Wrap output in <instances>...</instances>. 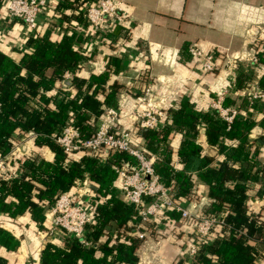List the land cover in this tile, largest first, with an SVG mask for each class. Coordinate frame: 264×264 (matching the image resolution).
<instances>
[{
	"label": "trees",
	"instance_id": "16d2710c",
	"mask_svg": "<svg viewBox=\"0 0 264 264\" xmlns=\"http://www.w3.org/2000/svg\"><path fill=\"white\" fill-rule=\"evenodd\" d=\"M84 2L60 0L56 3L54 10L60 14L66 30L73 32L82 22L79 6ZM81 41L78 33L74 37L63 34L54 40L36 35L25 38L27 50L17 57L0 50V157L18 143L17 137L29 132L35 135L32 142L35 148L46 147L53 155L48 160L30 151V157L15 158L14 167L20 174L7 181L0 180V214L9 218L29 215L33 222L41 225L46 207L61 193L74 192L76 183L86 179L92 192L90 203L96 212L87 233L92 245L85 247L74 238L65 239L61 244L47 242L40 251V264H139L140 240L132 233L133 227L139 224V216L129 203L117 196L113 185L117 178L115 168L122 161L133 163L134 159L117 151L104 153V158L101 150L68 154L54 142L53 135L72 123L81 139L91 137L103 110L117 107L118 92L135 94L137 90L133 94L132 90L140 87L146 73H139L138 84L122 85L115 79L110 82L106 72L111 69L116 72L119 65L113 58L112 68L84 75L82 66L92 60L93 54L90 50L85 53L81 47H74V42ZM107 44L113 48L110 42ZM256 57L264 64V49L258 51ZM65 71L71 74L69 84L60 82ZM247 80L249 78L244 77V83L239 84L242 89ZM256 81L264 91V75L259 74ZM62 94L64 97L60 98ZM241 99L244 109L246 99L244 96ZM260 106L253 105L246 119L234 120L228 129L213 111H197L187 101L179 103L172 111L168 108L169 123L160 130L124 127L142 139L149 151L160 155V161L154 165L155 171L165 185L173 188L176 201L198 202L199 186L207 185L210 206L205 214L222 216L227 226L213 241L201 245L193 264H255V259L261 255V247H264V153L254 146L255 141H249L257 121L254 114ZM259 123L262 129L260 145L264 149L263 111ZM199 129L204 130L208 145L223 155L217 165L203 156L202 148L196 143ZM174 133L181 135L177 150L179 162H185L189 156L201 158L200 170L195 176L183 170L171 173L174 158L168 145ZM232 142L236 145L230 146ZM253 182L259 184L255 193L263 200L257 211L249 213L246 205L248 184ZM161 217L166 228L181 222L174 211L161 214ZM140 228L149 236L147 242L158 241L165 234L155 222L140 225ZM175 233L180 236V229ZM180 242L186 245V241ZM18 245L10 231L0 226V248L14 251ZM181 260L179 258L178 262ZM3 263L0 258V264Z\"/></svg>",
	"mask_w": 264,
	"mask_h": 264
},
{
	"label": "crops",
	"instance_id": "0c3cea01",
	"mask_svg": "<svg viewBox=\"0 0 264 264\" xmlns=\"http://www.w3.org/2000/svg\"><path fill=\"white\" fill-rule=\"evenodd\" d=\"M48 1L56 5L60 0ZM115 1L121 3L128 21L101 41L90 43L88 51L93 54V58L83 64L84 75L103 72L104 69L110 68L113 58H116L119 61L118 70L115 72L111 69L106 72L110 82L115 79L122 85L134 82L138 84L136 79L139 73H146L145 80L140 83V87L132 90V94L136 90L142 92L149 82L151 95L164 100V104L166 101V107L171 103L179 105L187 101L197 111H209L211 100L224 93L225 105L236 106L249 116L246 106L243 109L241 104L243 89L239 84L244 83V77L249 78L246 83L255 81L257 84L258 75H264V69L261 68H264V64L255 65L248 61V58L256 57V53L264 49V0ZM11 26L12 31L0 44V50L17 57L21 51L27 50L24 45L25 38L21 35V25L18 22H13ZM35 34L52 40L59 39V36L48 32L45 27L38 28ZM105 41L110 42L113 48ZM192 46L198 47L203 53H216V62L220 68L215 72L203 74L188 53L189 47ZM226 56L243 58L234 62L235 75L222 69ZM116 99V108L122 114L130 113L136 105L134 96L126 92H118ZM258 109L254 114L257 121L250 132L249 141H255L254 146L263 154L264 149L260 145L262 140L259 139L262 134L259 119L262 111L264 112V104ZM121 124L127 129L135 128L130 119H123ZM24 137L26 136H19L17 140L20 141ZM33 138L30 137L26 141L32 154L51 160L52 153L46 147L35 148L32 145ZM195 139L202 148L203 156L212 165H217L223 160V155L208 145L204 130L199 129ZM180 143L181 135L172 134L168 145L174 158L172 165L176 164L178 171L183 170L195 176L200 170L201 158L196 155L189 156L185 162H179L177 150ZM234 145L236 142L230 143V146ZM258 185L257 182L248 184L246 205L249 213L257 211L263 200L255 193ZM207 190L206 184L199 186L200 201L206 210L210 206ZM161 218V215H158L155 223L162 227L161 232L165 234L159 237L158 241L147 242L151 255L140 257L139 264H178V259L183 256L185 244L180 241L185 242L188 239L189 227L180 219L181 222L177 221L171 225V228L175 229L172 231L171 228H166L167 225L163 226ZM0 226L9 230L19 243L14 251L0 248L3 264H28V261L30 264H40V251L47 242H40L37 233L50 227L47 220L44 219L40 225L33 222L29 215L9 218L0 214ZM179 229L181 234L176 236L175 232ZM261 253L264 254V247H261Z\"/></svg>",
	"mask_w": 264,
	"mask_h": 264
},
{
	"label": "built area",
	"instance_id": "2783aa9c",
	"mask_svg": "<svg viewBox=\"0 0 264 264\" xmlns=\"http://www.w3.org/2000/svg\"><path fill=\"white\" fill-rule=\"evenodd\" d=\"M79 1L81 0H77L78 3ZM54 9L55 4L48 0H1L0 44L11 33V24L18 22L24 38L36 36L35 31L37 33L40 27H45L48 32L57 36L69 34L74 37L78 33L82 41L74 42V47H81L86 53L92 41H101L128 21V16L118 1L85 0L84 4L79 6L82 22L70 32L66 30L60 14ZM188 53L203 74L215 72L220 68L215 53H203L194 46L189 47ZM124 58L126 60L127 57ZM238 59L243 60L242 57L226 56L222 69L235 75L233 67ZM248 61L259 65L255 56L248 58ZM70 79V72L65 71L61 83L69 84ZM242 93L246 99V111H249L253 105L260 106L264 103V91L254 82L246 83ZM133 96L136 105L130 113L122 114L115 107H106L91 137L81 139L78 129L70 123L64 126L60 133L53 135V140L68 154L101 150L102 158L104 153L111 151L123 152L131 156L134 159L133 163L122 161L115 168L117 178L113 185L117 196L129 203L139 216V224L133 227L132 233L140 240V250L144 251L149 239L140 225L156 222L158 215L174 211L179 214L182 223L189 227V237L185 240L182 260L178 264H193L201 245L213 241L227 225L220 215H206V209L200 200L176 201L173 188L165 185L155 171L154 165L160 161V155L149 151L142 139L132 135L121 124L123 119H130L136 129L160 130L169 123L168 108L172 111L177 104L171 103L166 107V101L164 104V100L151 95L149 82L142 92H136ZM63 97V94L60 95V98ZM224 98V93L215 96L210 102L209 110L213 111L220 121L226 123L228 129L234 120L246 119L248 116L236 106L225 105ZM59 100L58 98L56 101ZM25 136L14 144L5 156L0 157V180L7 181L19 176L20 171L14 167L17 156L30 157L31 150L26 141L35 135L29 132ZM171 170L172 175L176 173L177 165L173 164ZM91 197V188L86 179L76 183L74 192L58 195L44 211L45 220L49 222L50 227L44 232L37 233L38 240L63 242L65 239L74 238L85 247L91 246L92 242L87 238V233L96 215L90 203ZM157 228L161 226L157 225ZM27 263L30 264L29 261ZM255 264H264V254L261 253L255 259Z\"/></svg>",
	"mask_w": 264,
	"mask_h": 264
},
{
	"label": "rangeland",
	"instance_id": "374dc122",
	"mask_svg": "<svg viewBox=\"0 0 264 264\" xmlns=\"http://www.w3.org/2000/svg\"><path fill=\"white\" fill-rule=\"evenodd\" d=\"M162 228V227H161ZM148 246H146V248L144 249V251L140 250V257H149L151 254L149 253V250H148Z\"/></svg>",
	"mask_w": 264,
	"mask_h": 264
}]
</instances>
